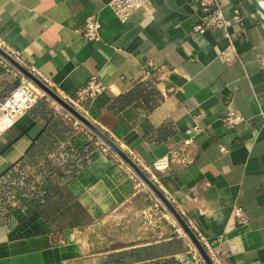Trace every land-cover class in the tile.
I'll return each mask as SVG.
<instances>
[{"label":"crops","instance_id":"0c3cea01","mask_svg":"<svg viewBox=\"0 0 264 264\" xmlns=\"http://www.w3.org/2000/svg\"><path fill=\"white\" fill-rule=\"evenodd\" d=\"M109 1L0 0V44L143 167L216 264H264V12L253 0H149L122 21ZM213 8L240 53L230 62L223 30L194 29ZM90 14L98 41L79 32ZM22 76L0 56V101ZM93 76L108 88L79 101ZM58 106L43 98L0 129V264H206L131 168ZM229 110L246 121L225 126ZM195 125L193 161L170 159Z\"/></svg>","mask_w":264,"mask_h":264},{"label":"built area","instance_id":"2783aa9c","mask_svg":"<svg viewBox=\"0 0 264 264\" xmlns=\"http://www.w3.org/2000/svg\"><path fill=\"white\" fill-rule=\"evenodd\" d=\"M148 3L149 0H110L108 5L120 20L126 21L130 17L133 10L146 6ZM210 3H212V0L209 1V4ZM235 12L236 15L234 18H238V10H235ZM228 25L229 20L226 18L223 10L221 8H213L210 13L202 19V22L194 26V29L201 33L216 29L224 31L227 44L224 48L218 50V57L225 62H230L240 56L233 36L227 31ZM100 27L101 22L99 21L98 16L96 14H90L86 17L79 32L89 40L98 41L101 39ZM157 71L158 69L155 71L147 70L146 75L155 76ZM107 88L108 86L106 84H104L96 76H93L84 86L78 88L77 99L80 101L86 98L95 97ZM43 98L48 99L49 97L28 78L22 76L19 83L0 101V129L16 122L17 119L33 108ZM58 108L60 107L58 106ZM245 121L246 118L234 110H229L223 117L224 125L229 128L239 125ZM76 124L81 126V123L78 121ZM200 129L199 125H195L191 128L189 130L191 136L185 140L182 145L171 149L170 159L183 164L191 163L193 159L188 146L194 143V137ZM100 146L103 150L112 153V150L102 141ZM222 149L226 150L225 146H222ZM167 160V158L166 160H156L154 162V167L161 170L163 167L167 166ZM137 186L144 188L145 184L138 179ZM155 205L156 209H159L161 206L159 202H156ZM235 214L239 220L243 221L245 219V215L241 207L235 208Z\"/></svg>","mask_w":264,"mask_h":264},{"label":"water","instance_id":"95a60500","mask_svg":"<svg viewBox=\"0 0 264 264\" xmlns=\"http://www.w3.org/2000/svg\"><path fill=\"white\" fill-rule=\"evenodd\" d=\"M258 8L264 12V8L253 0ZM0 56L11 66L17 69L23 76L28 78L39 89H41L50 99L85 126L91 133L105 143L121 160H123L135 173V175L145 184V186L155 195L162 206L171 214L176 223L180 226L184 234L189 238L197 252L206 264H216L201 238L183 216L170 196H168L156 183V181L143 169L140 164L107 132L96 124L87 114L80 110L74 103L61 95L55 88L50 86L45 80L27 67L16 55L0 44Z\"/></svg>","mask_w":264,"mask_h":264},{"label":"rangeland","instance_id":"374dc122","mask_svg":"<svg viewBox=\"0 0 264 264\" xmlns=\"http://www.w3.org/2000/svg\"><path fill=\"white\" fill-rule=\"evenodd\" d=\"M163 214L168 215L171 218V220H173V217L170 215V213L167 210H165L163 212H159L157 216L158 217L161 216V219L163 220V219H165V217L163 216Z\"/></svg>","mask_w":264,"mask_h":264},{"label":"bare ground","instance_id":"6f19581e","mask_svg":"<svg viewBox=\"0 0 264 264\" xmlns=\"http://www.w3.org/2000/svg\"><path fill=\"white\" fill-rule=\"evenodd\" d=\"M258 2L261 4V6L264 8V0H258Z\"/></svg>","mask_w":264,"mask_h":264}]
</instances>
